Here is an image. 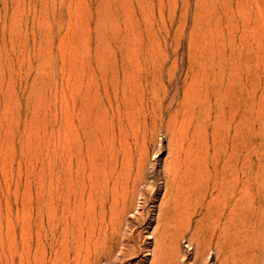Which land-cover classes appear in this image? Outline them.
<instances>
[{
    "label": "rangeland",
    "instance_id": "374dc122",
    "mask_svg": "<svg viewBox=\"0 0 264 264\" xmlns=\"http://www.w3.org/2000/svg\"><path fill=\"white\" fill-rule=\"evenodd\" d=\"M0 264H264V0H0Z\"/></svg>",
    "mask_w": 264,
    "mask_h": 264
}]
</instances>
